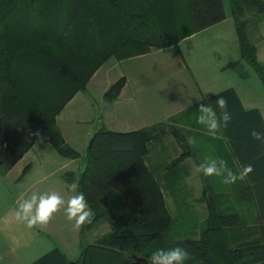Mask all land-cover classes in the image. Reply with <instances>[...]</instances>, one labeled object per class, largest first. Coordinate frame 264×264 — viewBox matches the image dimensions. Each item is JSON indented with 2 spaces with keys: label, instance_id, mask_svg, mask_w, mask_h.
<instances>
[{
  "label": "trees",
  "instance_id": "16d2710c",
  "mask_svg": "<svg viewBox=\"0 0 264 264\" xmlns=\"http://www.w3.org/2000/svg\"><path fill=\"white\" fill-rule=\"evenodd\" d=\"M228 1L242 58L228 66L247 78L244 64H248L264 86V63L247 34L249 24H255L251 32H257V24L264 20V0ZM223 19V0H0V174H6L36 144L49 143L65 158L79 157L55 122L56 114L86 86L75 64L92 72L110 56L122 60L177 46L185 36ZM16 25H27L28 34L41 39L37 50L26 48L25 38H14ZM51 43L56 44L54 51ZM36 79L44 85L39 91L54 79L53 86L60 93L51 104L44 103L34 88ZM123 84L124 79L112 84L104 100H114ZM161 126L130 132L100 128L90 138L77 182L94 213L92 223L81 227V236L86 239L87 234L90 241L67 264H146L153 251L176 247H187L190 256H201L200 264H264V238L236 247L224 257L214 256L222 231L243 222L241 201L253 199L247 186L235 189L232 201L229 193L218 189L221 184L215 186L202 174L206 183L200 201L205 203L207 216L198 227L199 238L190 239L186 227L184 237L173 234L175 221L145 162L148 143L159 135ZM185 153L171 165H179ZM29 168V164L24 166L19 180ZM65 176L70 184L71 175ZM105 222L110 227L98 233ZM53 258L46 254L33 264H50Z\"/></svg>",
  "mask_w": 264,
  "mask_h": 264
},
{
  "label": "crops",
  "instance_id": "0c3cea01",
  "mask_svg": "<svg viewBox=\"0 0 264 264\" xmlns=\"http://www.w3.org/2000/svg\"><path fill=\"white\" fill-rule=\"evenodd\" d=\"M231 17L234 25H226ZM210 30L216 36L213 53L206 52L199 40H192ZM259 30L264 39V25H259ZM190 46L205 50L195 54L192 62L189 55L186 58L183 54ZM257 57L264 63V47L258 50ZM236 60L242 61L236 25L225 8V19L185 36L177 46L151 49L119 60L122 69L118 75L124 84L111 102L103 99L107 85L97 89L98 101L94 98L91 104H84V99L73 103L77 93L90 94L89 88L93 87L89 83L76 92L56 114L55 122L79 157L65 158L49 143L36 144L6 174H0V264H33L46 254L54 257L50 264H67L79 257L86 239L81 236V228H75V221L67 218L64 207L53 214L46 226L32 228L18 219L16 212L19 201L34 192L57 191L67 200L72 193L66 187L65 175L70 173L71 183L78 182L88 142L100 128L130 132L162 125L159 135L148 143L145 162L174 221L202 222L207 216L205 203L200 201L205 177L195 170L207 158L226 160L236 173L251 165L253 171L235 184L219 183L221 178L216 176L209 177V181L215 186L221 184L218 189L229 193L232 201L235 189L250 187L253 199H242L241 205L245 206L250 225H259L264 236V141L251 135L253 130L264 134V86L256 73L241 78L228 66ZM220 96L228 100L231 120L213 137L196 118L201 103L210 104L219 116L216 99ZM64 110L69 111L66 120L61 117ZM81 127L84 131L76 137ZM192 137L195 144L188 142ZM183 152V161L172 166ZM24 163L30 168L19 180ZM107 227L109 222L101 224L97 231Z\"/></svg>",
  "mask_w": 264,
  "mask_h": 264
},
{
  "label": "rangeland",
  "instance_id": "374dc122",
  "mask_svg": "<svg viewBox=\"0 0 264 264\" xmlns=\"http://www.w3.org/2000/svg\"><path fill=\"white\" fill-rule=\"evenodd\" d=\"M223 2H224V6H225L226 10L228 11V14L232 15L231 5H230L229 1L223 0ZM247 17L248 16L245 15V18H247ZM242 19H244V17H242ZM226 23H227L226 25H234L233 21H232V17L229 18L228 22H226ZM257 25H258L257 26V32H251V30H254L256 26L253 23L249 24V26L247 28V34L249 36V39L256 45L257 56H258V50L259 49L261 50L262 47H264L263 34L259 30V25H264V20L262 22L258 23ZM26 26L27 25H16L17 33H16V35H14V38L16 40H20L21 38L22 39L25 38L26 42L28 43L27 45H25L26 48L27 47L28 48H35L37 50L39 45L42 44V41H41V39L33 36L32 34L29 35L28 34L29 30L26 28ZM215 37L216 36H214V34L210 30V31H206V32H201V34L195 36L192 40H194V39L199 40L201 45H203V47L205 48L206 52L213 53V51H214L213 44L215 43V40H214ZM51 45H53V47L50 50L54 51L55 50L54 46H56V44L51 43ZM56 50H57V54L63 55V52H62L63 50L60 52H58L59 50L57 48H56ZM205 50L197 51V50H194V48L192 49V47L190 46L187 49L188 52L183 51V54L185 55L186 58L189 55L191 62H192V59H193L195 54L204 53ZM64 55H66V57H70V53H65ZM118 61H119V59H117L115 56H110L106 60H104V62H102L92 72H90L88 70V68L79 67L75 64L74 68L81 75H83L84 78H86V80H87L86 85L89 83V85H91L94 90L89 88L90 94L85 93V92L77 93L78 96L74 98L73 103H81L82 99H84V104H88V103L91 104L93 101H95V100H93L94 98L96 99V101H98V96H99L98 91L99 90H97V89H99V87L101 89L104 85L105 86L107 85V89H108L116 81H119V82L122 81L123 77H120L118 75L120 68L122 69V64L119 65ZM244 65H245V69L249 72V74L255 73L253 71V69L248 64L245 63ZM33 77L36 78L38 76L33 75ZM53 82H54V79H49L48 81H46L45 83L47 85L44 88H40V90H42V91L38 90L39 87L44 86L40 82V80L36 79V81L32 83V84H35L34 88L37 90V92H39L40 97L42 98L44 103L51 104V101L54 100L57 97V95L60 93V91L57 88H55V86H53V85H56V84H53ZM32 90H33V88H32ZM109 96H110V94H109ZM68 112H67V110H64L63 113L61 114L62 115L61 117L64 120L67 119L66 115L68 114ZM77 130L78 131L76 132V137L80 136V134L84 131L82 127L78 128ZM65 131H66V133L69 132V130L67 131V129H65ZM159 131H162V130L159 129ZM25 164L26 163H24L23 166H25ZM23 169H24V167L22 168V170ZM22 170H21V172H22ZM69 175H70V173H69ZM219 183H221V181H219ZM244 201H245V199H244ZM242 215H243V222L239 227L231 228V229H227L225 231H222V233L220 234V237L218 238V240L214 244V253H215L214 256H219L221 258V257H224L230 250L235 249L236 247L243 246V245H245V243L260 242L263 240L264 236L262 234V229L260 228V226L257 225L256 223H254L253 225H250V222L248 221L249 216L245 213V206H242ZM185 216H187V215H185ZM191 218H195V217L191 216ZM199 226H200V222H198L197 220H194V219L191 222L190 221H186V222L185 221H175L173 223L174 228L172 229V232L174 235H179L181 237H184V230H186L184 228L185 227L189 228V232L191 234H187V233L186 234H187V236L189 235V237H191L190 239L195 240V239L199 238V232H200V230L198 228ZM187 231H188V229H187ZM97 232L100 233L101 231H97ZM86 237L87 238L85 240V243L90 241V237L87 234H86ZM185 248H187V247H185ZM199 253H200V251L197 252L198 255H199ZM201 262H202L201 256L199 258L191 256V258L187 260V264H200Z\"/></svg>",
  "mask_w": 264,
  "mask_h": 264
},
{
  "label": "clouds",
  "instance_id": "9594fccd",
  "mask_svg": "<svg viewBox=\"0 0 264 264\" xmlns=\"http://www.w3.org/2000/svg\"><path fill=\"white\" fill-rule=\"evenodd\" d=\"M216 104L219 107L220 114L210 104L201 103L198 107L199 115L196 122L206 126L210 135L215 137L221 127H226L231 120V114L228 111V100L222 96L216 99ZM261 116L264 118V111H261ZM36 135H39L37 133ZM255 140L264 141V134L255 130L251 133ZM189 144H195L194 137L189 138ZM197 173H202L204 176H216L221 178L223 184H235L237 180L244 178L253 171L251 165H247L241 172L236 173L228 167L227 161L209 157L204 163L196 167ZM69 192L72 194L67 200L57 191L49 193H32L27 199L19 201V207L16 212V217L26 221L28 227L46 226L53 217V214L60 211L64 207L67 218L75 221V228L80 229L85 224H91L94 219V213L85 198V194L79 191L77 183L66 185ZM66 206V207H65ZM190 253L186 248L176 247L171 249H157L147 258L146 264H184L190 259Z\"/></svg>",
  "mask_w": 264,
  "mask_h": 264
}]
</instances>
